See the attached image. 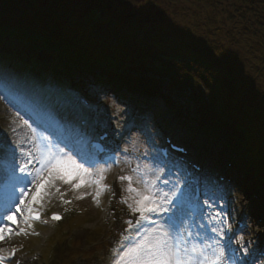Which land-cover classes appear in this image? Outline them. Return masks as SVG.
I'll list each match as a JSON object with an SVG mask.
<instances>
[{"label": "trees", "instance_id": "16d2710c", "mask_svg": "<svg viewBox=\"0 0 264 264\" xmlns=\"http://www.w3.org/2000/svg\"><path fill=\"white\" fill-rule=\"evenodd\" d=\"M216 1L227 20L221 18L216 33L203 26L194 44L156 26L138 28L127 19H114L122 0L101 1V6L109 5L105 18L90 15L83 21H70L37 0H0V78L15 55L21 65L13 63L16 69L4 86L27 95L34 92L35 82L44 81L45 73L70 85H83V74L99 83L108 74L116 93L121 85L129 93L150 95L160 93L156 77L163 78L169 93H189L204 136L217 140L225 135L221 152L248 166L246 175L255 176L249 180L252 187L263 189L264 90L258 81L264 80V12L256 7L258 0L212 3ZM102 25L107 26L105 35L99 33ZM183 59L187 62H179ZM129 70L141 77H128Z\"/></svg>", "mask_w": 264, "mask_h": 264}, {"label": "rangeland", "instance_id": "374dc122", "mask_svg": "<svg viewBox=\"0 0 264 264\" xmlns=\"http://www.w3.org/2000/svg\"><path fill=\"white\" fill-rule=\"evenodd\" d=\"M37 1L45 4L47 3V7L70 21L77 19L80 21L87 20L89 19V15L94 11L99 13L100 18H102L103 16L101 13L104 11L108 12L109 10V5L107 4L108 2H106L105 5H100L101 1L103 0H94L93 2H90V0ZM122 1L123 4L120 10L113 13L114 15H116L115 17H118L122 20L127 19L128 21L137 22L145 20V17L139 15L141 10H149L152 14H156L157 12L158 15H163L164 18L158 22L156 28L168 31L174 36H185L186 40L194 44L198 42L197 37L202 36L203 26H209L208 29L212 31L216 28L219 22L222 23L223 18L227 20L225 14L218 15L217 12L214 13L210 11V14L208 16L204 11H200L199 9L196 10L195 6H198V3L194 2L193 0H180V3H178L176 8H174L176 0H167V3H165L166 12H160L162 11V8L159 5H156V3H154L153 1H140V3L143 4L146 1L141 10L137 9L139 5L135 6L129 0ZM132 2L135 3L134 1ZM257 2H259V4L255 3L257 4L256 7L264 12V0H258ZM202 8L206 10V7L204 5H202ZM238 11L239 13H241L240 8L238 9ZM128 15L135 16L126 18L129 17ZM148 19H153L152 21L156 22L158 21V18L156 16L153 18V15H149ZM247 23H249V21ZM98 29L100 30L101 34L107 32L104 26H100L98 27ZM184 29H187L189 31L185 32ZM47 81H49L48 77ZM258 82L262 83L263 89L261 88V85L260 89L264 90V80L259 79ZM160 84L161 81L158 82L159 87ZM161 87L162 90H164V86L161 85ZM85 88L86 91L90 93V95H95V97H97L96 100L100 101L101 105L97 107V110L102 111L104 109V106L108 103V100L105 96H103L102 93L103 87H99L95 84V87L89 85V87ZM46 90L50 91V89ZM122 93V97L125 99L128 98L129 100V95L126 94L125 91H120L119 94ZM48 98L49 97H47V99ZM131 100L136 102L137 100H139V98L133 96L131 97ZM158 102H160V105L158 106L157 103L156 105L160 107L159 110H162L160 112L163 113L166 110L164 107L165 104L162 99H160ZM174 102L183 106H186L188 104L187 101L180 98H174ZM109 105L116 108L119 113L113 114V116H109L110 118H106V121L102 119L103 123H105L106 125L114 124V121L112 119L119 118L121 117V114L123 116L126 112L125 109H123L124 107H121L118 100L116 102H109ZM192 108L193 106L191 107V109ZM195 109L196 108L194 107L193 110ZM8 111L10 112V110L6 108L5 104L0 99V128L5 133V138L8 142V145H15L19 143L25 148V150H28L24 145V141H21L19 137L22 130H25L28 138L32 139L35 144H37L36 137L35 135H33V131H35V128L32 126L28 127L27 125H23L22 118L18 119L17 116H13V112H10V114L12 115L9 116L7 114ZM171 122L173 121H170L169 125L171 124L173 126H176L175 123ZM14 128L18 129L20 133L15 134L12 131ZM139 142H142L143 145L138 144ZM124 143V148L129 149L131 153L124 158L123 164L119 169H103L102 173H93V179L97 178L98 174H102L104 176V180L101 181V185L104 186L103 190H101V185H97L95 183H88L79 189H74L73 185L78 182L76 179H72L71 184H65L62 181L58 180L55 183V187H51L47 190L48 192H54V196L52 198H48L47 195L41 201L35 204L36 207L39 208V210H44V213L46 215H49L53 212H60L65 214V223L59 225L56 228L46 230L44 228H41L39 225L24 223V220L20 217V215H22L23 213H18L16 217L17 223L12 227L15 232H19L20 229H24L25 232L19 235L9 234L4 238H0V245H11L14 248H22V250L20 251V254L22 256L38 257V253H41L42 258L37 264H115V262L119 259L121 252H117L116 248L112 249V239H119V244H121L122 238L125 239L124 232L129 229L133 230L132 232H130L135 237L134 242H136L145 234L147 230L154 227V225L151 223L152 220H155L157 225L162 224L164 221L163 214L146 213L145 215L149 217L147 220H145L146 223L141 228L135 229L134 226L140 219V214L133 213L129 208V204L135 206V200L138 199V197H136L135 193H130L127 191L129 181L120 180L119 177L131 176L132 186L134 188L140 189L143 192L145 191V184L143 181L147 180L149 182H156L158 174H161V170L158 169V165L151 159L152 151L150 150V148H148L146 139L144 141L137 134L127 136ZM215 157H217V159L219 158L218 155H215ZM24 159V157H20V161H23ZM20 161H18V163ZM222 167L223 166H221L219 170H222ZM239 178L241 179L242 177ZM164 181L162 185H158V183L156 182L155 191L162 193L163 191L169 190L170 183L166 186ZM109 184L115 185L112 207L117 212V214L120 215V220L116 221V223H110L105 219L108 214V212L106 211L107 203L105 201L106 198L110 196V192L106 190V187ZM56 188H59L60 191L57 192ZM31 192L32 191L29 192V196L27 197L25 203L31 201ZM97 192L100 193L98 196ZM222 195L223 194H218V197L216 199L221 201ZM79 196H83L84 198L77 199V197ZM234 196H238V204L244 202L242 201V198L245 197V194L243 192L242 194L234 192ZM64 201H70V203H65ZM209 202L211 211L210 216L215 217L214 221L216 222V226L219 225L218 223H226V211L222 202L216 204L215 201H212V199H209ZM246 204L247 202L245 201L243 205L240 206H242L244 209V206H247ZM21 207L23 212L24 208L23 206ZM250 214L251 213H247V217L245 219L246 225L248 224V228L241 232L242 234L240 235V238L244 239L245 245L246 239L256 236L254 232V230L256 229V225L254 223V220L249 217ZM4 223L6 224L8 222L5 221ZM81 230H83L85 234L81 235ZM257 230L263 232L264 228H257ZM37 231H39L41 235L51 234V238H49L45 243L43 240H41V237H37L34 235V233ZM73 232L77 233L78 237L81 235L79 239H71L70 235ZM56 245H60L61 248L63 247V249L61 252L59 251L58 254H53V247ZM64 245L67 249H69L66 252L64 249ZM251 247L253 246L251 245Z\"/></svg>", "mask_w": 264, "mask_h": 264}, {"label": "snow or ice", "instance_id": "6c2138e0", "mask_svg": "<svg viewBox=\"0 0 264 264\" xmlns=\"http://www.w3.org/2000/svg\"><path fill=\"white\" fill-rule=\"evenodd\" d=\"M23 125L31 127L27 120L23 121ZM44 130L49 131L51 135H56L57 131L50 126L45 127ZM12 131L15 132L16 129L14 128ZM67 132L74 140L69 151H65V147H68L64 143L66 137H57L55 144L48 141V137H43V140L47 141L46 143L40 146L32 142V147L28 150H25L19 143L8 145L6 141H0V154L4 157L3 180L5 187L11 190L10 200H16L15 193L17 187L20 186V197L15 211L9 208L7 213L0 217L8 222L0 223V238L9 234L19 235L25 232L24 229L15 232L12 227L17 223V214H22L21 206L27 210L29 219H40V215L35 213L32 205L49 195L47 190L55 187L56 181L71 184L72 179H76L78 182L73 185L74 189H79L88 183L101 185L104 176L98 174L97 178L93 179L91 171V168L95 167V161L90 155V150L98 146L90 144L79 129L68 127ZM33 135H35V131H33ZM77 156L82 162H78L74 158ZM20 157L25 159L20 161ZM18 161L20 162L18 163ZM34 162L38 164V167L29 171V166ZM85 164H88L89 167H85ZM99 172L102 173L103 170H99ZM119 179L129 181L127 191L135 193L138 197L135 200V206L129 204V208L133 213L140 214L141 221L149 218L145 215L146 213L163 214L164 221L157 225L156 221L152 220L151 223L154 227L147 230L138 241L122 248L115 264H234L231 257L226 255L227 245L221 243L227 234L222 235L223 230L218 229L214 224L211 228H206L204 223H198L197 219H194V217H198L200 220L206 218L199 210L200 201L192 178L177 177L176 182L171 184L169 190L162 193L155 191V181H143L145 191L142 192L132 186L131 176H121ZM28 183L34 186L35 191L31 194L30 203L26 204L29 191H26L25 187ZM164 183L167 186L169 181L165 180ZM103 187L101 185V190ZM56 191L59 192L60 189L56 188ZM99 194L97 192V196ZM83 198V196L77 197V199ZM64 202L70 203V201ZM52 219L59 220L61 217L53 214ZM213 220L215 217H212L208 222L212 223ZM25 223H27V219ZM193 224L203 231L193 233L191 230ZM209 231L214 235H207ZM230 242L231 238L228 240V243ZM249 254L251 255V253ZM2 259L4 257L0 256V260ZM241 264H249L247 257H244Z\"/></svg>", "mask_w": 264, "mask_h": 264}, {"label": "bare ground", "instance_id": "6f19581e", "mask_svg": "<svg viewBox=\"0 0 264 264\" xmlns=\"http://www.w3.org/2000/svg\"><path fill=\"white\" fill-rule=\"evenodd\" d=\"M0 96L1 97H3V101H4V99L6 100V96L3 94V93H1L0 92ZM7 114L10 116V115H12V114H10V113H8L7 112ZM31 122V125H35V123L33 122V121H30ZM18 133H20L19 132V130L18 129H16V131H15V134H18ZM20 140L22 141H24V145H25V147H27V149H29V148H31L32 147V142H34L32 139H29L28 138V136L26 135V132H25V130H22L21 131V133H20ZM22 143V142H21ZM33 151H34V148H33Z\"/></svg>", "mask_w": 264, "mask_h": 264}]
</instances>
